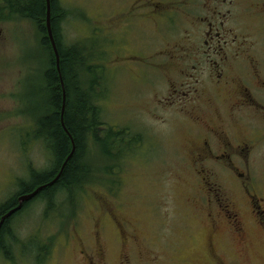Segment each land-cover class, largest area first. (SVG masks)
Wrapping results in <instances>:
<instances>
[{
	"label": "rangeland",
	"instance_id": "obj_1",
	"mask_svg": "<svg viewBox=\"0 0 264 264\" xmlns=\"http://www.w3.org/2000/svg\"><path fill=\"white\" fill-rule=\"evenodd\" d=\"M4 1L7 0H0L1 7ZM108 1L112 6L117 2L60 0L61 7L69 14L64 33L68 43L86 44L98 55L94 61L101 67L98 73L101 79L95 88L103 122L118 130L129 129L141 142L130 152L120 154L121 161L116 163L106 161L90 145L86 161L95 179L86 186L76 207L61 201L59 210L47 219L44 204L38 201L31 204L10 225L16 234L12 260L0 254V264H39L40 257L36 261L38 251L33 245L40 244L47 251L40 264H79L75 247L62 248L63 236L70 234L92 240L98 232L108 254L113 255V263L119 256L117 239L124 232L135 234L140 240L142 246L136 247V258L144 260L160 255L161 263L156 264H183L185 260L189 264H204L202 252L181 253V249L186 250L190 235L201 244H206L211 235L206 199L212 192L208 194L196 171L198 167L192 166L185 156L193 126L181 119L176 108L162 112L154 107L155 97L166 94V86L160 81L161 70L148 60L131 58L137 53L159 52L170 45L186 46L184 43L197 40V34L186 32L187 25L181 29L180 23L163 31L140 19L132 27L127 23L118 25L117 14L102 12ZM240 16L233 19L232 37L238 35L239 42H247L248 49L241 52V57L253 58L263 64V70L264 18L254 13ZM4 17L0 15V206L16 196L23 183L30 181L32 170L44 171L50 165L44 149L39 144H26L24 139L34 126L36 112L32 104L39 101L32 90L44 86L42 75L46 65L41 36L34 22L6 21ZM229 53V59L235 56ZM249 87L258 97L263 94L252 85ZM156 114L163 116L164 121L157 120ZM130 131L125 132L127 136ZM147 152H152V156ZM115 165L113 176L104 175V169ZM250 170L258 194L264 198V161L252 162ZM219 181L229 184L228 177L222 176ZM229 188L239 198L243 197L235 184ZM122 223L125 224L121 226ZM215 239L218 255L225 263L264 264V241L256 238L249 247L241 246L226 235L223 225ZM177 248L181 255L175 252L177 255L173 257V249Z\"/></svg>",
	"mask_w": 264,
	"mask_h": 264
},
{
	"label": "flooded vegetation",
	"instance_id": "obj_2",
	"mask_svg": "<svg viewBox=\"0 0 264 264\" xmlns=\"http://www.w3.org/2000/svg\"><path fill=\"white\" fill-rule=\"evenodd\" d=\"M244 1L246 4L242 0H117L113 6L108 1L106 10L102 9L104 13L117 14L118 25L127 23L132 27L140 19L163 31L180 23L181 29L187 25L186 32L197 34V40L184 43L186 46L170 45L159 52L137 53L131 58L148 60L161 70L160 81L166 86V94L155 97L154 107L162 112L176 108L181 119L193 126L185 156L192 166L198 167L196 171L205 182L208 194L212 192L206 199L211 235L206 244L190 235L186 250L181 249V253L202 252L204 264H232L225 263L218 255L215 236L222 225L226 235L241 246L249 247L256 238L264 241V198L258 194V185L250 170L252 162L264 161V69L253 58L241 57L248 44L239 42L238 35L232 37L233 19L253 13L264 18V0ZM229 51L235 53L231 59ZM250 85L263 93L260 98ZM155 118L164 121L158 114ZM148 144L147 141V148ZM147 153L152 156V152ZM205 163L210 166L206 167ZM222 176L229 178V184L220 183ZM234 184L243 192L242 198L229 188ZM135 236L119 234V256L114 263H161L160 255L144 260L134 256L140 244ZM63 237L62 248L75 247L79 264H114L113 255L108 254L99 232L92 240L70 234ZM175 252L180 254L178 248L173 249V257L177 255Z\"/></svg>",
	"mask_w": 264,
	"mask_h": 264
},
{
	"label": "trees",
	"instance_id": "obj_3",
	"mask_svg": "<svg viewBox=\"0 0 264 264\" xmlns=\"http://www.w3.org/2000/svg\"><path fill=\"white\" fill-rule=\"evenodd\" d=\"M50 8L51 28L60 56V71L48 37L47 0H7L0 6V15L5 16L4 20L32 21L41 36L42 58L46 65L42 75L44 86L32 90L33 94L36 92L39 101L32 104L36 112L34 126L27 131L24 139L26 144H39L50 164L44 171H31L30 181L23 183L20 192L0 206V219L18 205L17 198L20 195L31 193L38 187L52 182L72 153L73 142L75 145L74 155L65 166L60 179L43 189L32 201L24 204L21 211L1 226L0 254L8 261L12 260V243L16 241V234L10 225L31 204L36 201L44 204L47 219L59 210V203H63L61 201H68L70 206L76 207L86 186L95 179L92 177L91 166L86 161L90 145H93L106 161L116 163L121 159L120 154L130 152L136 143L141 142L140 137L132 136L129 129L118 130L103 122L100 99L95 88L101 79L98 74L101 67L94 61L98 55L93 47L66 41L64 25L69 19V14L61 7L60 0H50ZM127 130L130 131V136L125 133ZM115 167L116 165L104 169V175L113 176ZM35 248L38 251L35 259L37 261L40 257V264L47 251L41 244L33 245V249Z\"/></svg>",
	"mask_w": 264,
	"mask_h": 264
},
{
	"label": "water",
	"instance_id": "obj_4",
	"mask_svg": "<svg viewBox=\"0 0 264 264\" xmlns=\"http://www.w3.org/2000/svg\"><path fill=\"white\" fill-rule=\"evenodd\" d=\"M47 4H48V13H47V29H48V37L51 41V46L52 49L54 51L55 57H56V61H57V68L60 71V56L58 53V49H57V45L53 36V32H52V28H51V8H50V0H47ZM62 86L64 87V83L62 82ZM67 131V130H66ZM68 132V131H67ZM72 138V137H71ZM75 152V145L73 142V150L72 153L70 154V156L67 158V160L65 161L60 173L57 175V177L50 183L45 184L43 186L38 187L37 189H35V191L28 193V194H23L20 195L18 197V205L14 208H12L11 210H9L5 215H3L0 219V228L1 226L8 220L10 219L12 216H14L17 212L21 211L24 207V204L32 201L43 189L52 186L53 184H55L61 177L63 170L65 168V166L67 165V163L69 162V160L71 159V157L74 155Z\"/></svg>",
	"mask_w": 264,
	"mask_h": 264
}]
</instances>
